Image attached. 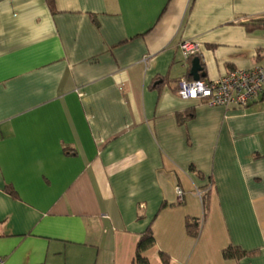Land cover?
<instances>
[{
  "label": "crops",
  "instance_id": "obj_1",
  "mask_svg": "<svg viewBox=\"0 0 264 264\" xmlns=\"http://www.w3.org/2000/svg\"><path fill=\"white\" fill-rule=\"evenodd\" d=\"M183 42L264 67V0H0L2 264H137L147 229L148 264H264V90L181 99Z\"/></svg>",
  "mask_w": 264,
  "mask_h": 264
},
{
  "label": "built area",
  "instance_id": "obj_2",
  "mask_svg": "<svg viewBox=\"0 0 264 264\" xmlns=\"http://www.w3.org/2000/svg\"><path fill=\"white\" fill-rule=\"evenodd\" d=\"M185 60L199 53V45L183 42L179 47ZM264 90V67L255 66L250 70H233L215 81L180 79L177 95L183 100L196 101L209 107H247ZM178 200L182 192L176 189ZM0 264L2 261L0 260Z\"/></svg>",
  "mask_w": 264,
  "mask_h": 264
},
{
  "label": "trees",
  "instance_id": "obj_3",
  "mask_svg": "<svg viewBox=\"0 0 264 264\" xmlns=\"http://www.w3.org/2000/svg\"><path fill=\"white\" fill-rule=\"evenodd\" d=\"M204 209L206 208V200L203 201ZM199 222L187 220L185 224L186 232L188 235L196 237L199 232ZM154 244L153 235L150 229H147L139 238L136 250H135V258L134 262L137 264H148L145 259L142 258V253L152 247ZM248 255L247 253L241 251L238 248L229 247L228 249L222 252V256L224 259H236L239 260L240 258ZM160 258L163 264H167L168 260L164 254H160Z\"/></svg>",
  "mask_w": 264,
  "mask_h": 264
},
{
  "label": "water",
  "instance_id": "obj_4",
  "mask_svg": "<svg viewBox=\"0 0 264 264\" xmlns=\"http://www.w3.org/2000/svg\"><path fill=\"white\" fill-rule=\"evenodd\" d=\"M190 76L192 80L197 81L204 78L205 75L202 73V67L200 65V59L198 57L193 58L191 61Z\"/></svg>",
  "mask_w": 264,
  "mask_h": 264
}]
</instances>
